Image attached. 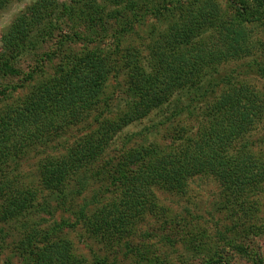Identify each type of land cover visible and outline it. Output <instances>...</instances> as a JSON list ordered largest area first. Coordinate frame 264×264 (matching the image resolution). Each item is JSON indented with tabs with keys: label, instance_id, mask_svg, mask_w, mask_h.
<instances>
[{
	"label": "rangeland",
	"instance_id": "obj_1",
	"mask_svg": "<svg viewBox=\"0 0 264 264\" xmlns=\"http://www.w3.org/2000/svg\"><path fill=\"white\" fill-rule=\"evenodd\" d=\"M35 1L14 0L0 12V50L16 16ZM66 1L69 0H60ZM192 1L168 0V7L175 8L156 17L148 12V7L163 8L166 4L162 0H137L135 21L128 13L118 20L109 19L103 42L90 48L71 43L65 49L67 53L81 54L93 49L112 53V60L133 56L134 61L149 71L148 65L156 64L151 59L156 52V41L163 40L169 28L178 26L183 20L181 11ZM214 1L227 17L234 15L235 8L229 0ZM248 29L250 54L218 61L205 70L196 83L194 93L198 100L187 99L181 89L162 106L129 119L109 140L95 163L81 171L80 180H86L89 187L83 195L73 192L78 187L76 176L66 179L61 188H50L44 184L41 173L47 163L67 155L79 140L99 132L102 123H123L134 114V104L140 101L134 99L128 72L119 73L115 68L101 94L102 102L89 109L85 119L70 120L58 137L51 141L26 139L18 155H13L18 144L5 151L0 148V161H4L0 175L6 172L8 177L3 180L11 184L6 189H22L20 194L27 193V206L15 215L7 213L8 195L0 196V264H34V255L51 247L54 251L58 247L67 251L65 259L69 255L75 264H254L260 259L264 262V116L240 142L247 146L262 173L255 170L257 179L242 189L226 190L221 180L208 173L184 178L181 190L153 186L154 208L133 217L122 229L110 227L105 236L106 229L95 234L90 229L93 223L79 216L84 197L92 203L96 192L107 190L100 194L101 202L87 208L92 220L105 205L123 200L122 193L127 190L119 184L127 182L139 168L138 163L130 169L122 168L129 152L142 147L155 153L172 150L181 143L182 138H177L206 125L204 108H209L222 91V86L216 84L219 78L226 76L234 85L253 87L264 99V23L250 25ZM32 42L25 44L24 55L16 64L19 76L0 74V91L6 92L0 95V113L22 105L36 88L55 75L61 64L62 59L57 55H50L44 62L38 56L54 52L57 45L53 41L39 45ZM117 50L121 56H114ZM119 66H123V61ZM30 75L33 77L29 78ZM208 88L213 93L208 94ZM180 105L190 108L181 109Z\"/></svg>",
	"mask_w": 264,
	"mask_h": 264
},
{
	"label": "trees",
	"instance_id": "obj_2",
	"mask_svg": "<svg viewBox=\"0 0 264 264\" xmlns=\"http://www.w3.org/2000/svg\"><path fill=\"white\" fill-rule=\"evenodd\" d=\"M13 1L0 0V12ZM136 1L37 0L16 16L5 33L0 50V74L15 73L19 76L16 64L24 55L23 49L28 41L38 45L53 41L57 45L55 51L39 54L40 61L44 62L52 55L62 60L55 75L36 88L22 105L0 113L2 151L18 144V150L13 152V155H18L26 139L51 141L63 134L70 120H81L86 113L88 115L89 109L102 102L101 94L115 68L119 73L122 70L128 72L134 99L140 101L134 104V114L129 115L128 120L102 123L99 132L85 136L68 150L67 155L47 163L41 177L50 188H61L66 179L76 176L78 187L73 192L83 195L89 187L86 180H80L81 171L95 163L109 140L127 125L129 119H136L152 108L162 106L181 89L186 92L187 99L198 100L194 93L196 83L205 70L218 61L250 54L248 27L264 23V0H229L235 13L228 17L214 0H193L184 8L185 11H181L183 20L177 23L178 26L169 28L163 40L156 41V52L151 58L156 64L148 65L149 71L143 69L137 60L134 61L133 56L126 58L118 50L114 51V56L121 58L113 60L112 53H99L94 49L81 54L67 53L65 47L71 43L90 48L103 42L109 19L118 20L128 13L135 21ZM162 3L166 4L163 8L149 5L148 12L162 17L164 11L175 8L172 5L168 7V0H162ZM122 29L125 30L124 27ZM122 61L123 66L120 67L119 62ZM225 77L219 78L216 83L222 86V91L214 103L204 108L208 118L206 125L177 138H182L181 143L172 150L155 153V150L151 152V149L142 147L127 154L122 168L130 169L137 163L139 168L127 182L124 180L119 184L127 190L122 193L121 202L105 205L99 214L93 216L95 221L87 208L92 203L101 202L100 194H105L107 190L96 192L92 203L84 197L85 203L80 207L79 216L93 223L90 227L92 232L97 234L100 229H106L105 236L111 231L110 227L122 229L134 220L133 217L152 210L156 204L153 186L181 190L184 178L208 173L221 180L226 190L234 191L256 180L255 170L262 175L247 146L240 142L264 116V99L253 87L234 85ZM210 89L208 94L213 93ZM0 95H6V92L0 91ZM179 108L190 107L180 105ZM95 121L99 122L98 119ZM34 128L36 130L32 131ZM3 162L0 161V173ZM6 177V172L0 175V196L8 195L7 213L15 215L27 206V193L20 194L22 189H6L11 185L3 180ZM52 248L34 255V264H75L68 254L65 259L67 251L60 247L55 251ZM263 263L262 259L254 261V264Z\"/></svg>",
	"mask_w": 264,
	"mask_h": 264
}]
</instances>
